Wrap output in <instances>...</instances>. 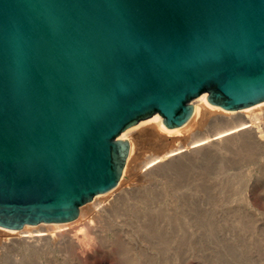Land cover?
Returning a JSON list of instances; mask_svg holds the SVG:
<instances>
[{"label":"water","instance_id":"95a60500","mask_svg":"<svg viewBox=\"0 0 264 264\" xmlns=\"http://www.w3.org/2000/svg\"><path fill=\"white\" fill-rule=\"evenodd\" d=\"M264 101V0H0V226L76 220L129 127Z\"/></svg>","mask_w":264,"mask_h":264},{"label":"rangeland","instance_id":"374dc122","mask_svg":"<svg viewBox=\"0 0 264 264\" xmlns=\"http://www.w3.org/2000/svg\"><path fill=\"white\" fill-rule=\"evenodd\" d=\"M143 145L145 158L164 152L156 138ZM243 148L133 179L115 210L91 219L89 202L76 220L47 226L54 240L70 233L65 242L0 247V264H264V157Z\"/></svg>","mask_w":264,"mask_h":264},{"label":"bare ground","instance_id":"6f19581e","mask_svg":"<svg viewBox=\"0 0 264 264\" xmlns=\"http://www.w3.org/2000/svg\"><path fill=\"white\" fill-rule=\"evenodd\" d=\"M208 95V92H204L193 101L194 113L183 126L168 127L163 121L164 117L156 113L142 119L121 134L120 138H126L131 142V152L127 157L124 173L115 188L98 194L89 203L91 205L89 218H97L115 210L120 199L127 197L133 185H136L132 184L133 179L140 182L149 174L170 169L175 161H182L184 164L200 158L209 160L217 153L241 150L249 145L260 148L261 156L264 157V101L240 110H231L211 103L207 98ZM208 123H212V127L215 125L217 131L214 129L213 132H202L203 127ZM148 138L163 141L164 145L161 148L164 152L160 156L157 154L150 158L144 157L143 144ZM175 140H180L181 144L169 148L167 145ZM68 223L70 222L28 224L22 229L0 226V234L3 238L0 247L3 250L6 245L21 244L28 248L43 249L53 242H65L70 233L63 234L59 241L54 240L56 231L47 226Z\"/></svg>","mask_w":264,"mask_h":264}]
</instances>
